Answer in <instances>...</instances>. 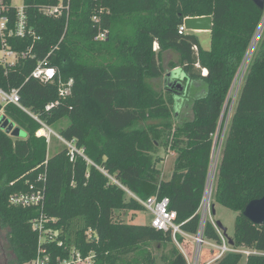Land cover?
<instances>
[{"label": "trees", "instance_id": "1", "mask_svg": "<svg viewBox=\"0 0 264 264\" xmlns=\"http://www.w3.org/2000/svg\"><path fill=\"white\" fill-rule=\"evenodd\" d=\"M63 2L69 11L64 7L61 16H49L43 9L59 0H24L29 26L41 41L34 57L12 68L0 66V87L20 89L22 106L48 126L68 118L60 136L82 152L73 161L66 147L49 156L47 140L36 136L40 122L16 105L0 104V116L27 134L14 139L0 129V226L9 229L11 264H27L39 251L49 254L52 264L74 252L83 259L92 256L91 264H106L152 243L164 248L163 264H188L171 231L113 217L118 211H145L134 196L167 198L176 224L197 234L214 137L264 10L251 0ZM200 17L213 18L209 50L195 32L179 33L184 20ZM100 34L104 40L97 39ZM32 44L30 38L10 39L19 53ZM56 46L52 65L65 82L74 80L65 98L57 81L29 79ZM169 51L179 55L171 69L185 76L178 82L166 76L158 91L149 80L165 76L162 60ZM251 57L218 157L212 199L237 213L235 246L264 254V225L243 214L252 200L264 197V29ZM161 148L176 155L168 181L159 168ZM37 192L43 196L38 205L10 202L13 195ZM40 221L47 232L41 241L35 228ZM205 239L220 242L210 222ZM242 258L229 254L217 264H239ZM246 264H264V255H250Z\"/></svg>", "mask_w": 264, "mask_h": 264}, {"label": "built area", "instance_id": "2", "mask_svg": "<svg viewBox=\"0 0 264 264\" xmlns=\"http://www.w3.org/2000/svg\"><path fill=\"white\" fill-rule=\"evenodd\" d=\"M64 0H59V5L49 8H44L43 12L49 16H61L63 14L64 7L66 11H69V5L64 6ZM70 4V0H68ZM14 12V14H13ZM186 32H191L187 30L185 26V20L183 24L179 27V33L185 34ZM105 34H100L97 39L104 40ZM19 38V39H32L33 44L28 48L26 52H17L10 45V39ZM41 41V37L36 34L35 30L29 26L27 14L25 7L16 8L12 4V0H0V66L8 69L16 66L19 60H26L29 57H34V49L37 42ZM197 49V48H196ZM59 50V47H54L49 54L44 58L38 61L35 69L32 71L29 79H35L42 83L49 82H58L59 94L60 97L65 98L72 94V89L74 87V80L70 79L65 82L59 75L58 69L52 65L51 56ZM51 73V74H49ZM28 79V80H29ZM0 104L3 107H6L9 104L16 105L21 108L29 115L34 117L37 121L40 122L41 128L36 132L37 137H43L50 143L51 137L54 132L50 129V126L41 122L37 117L32 115L28 110H26L21 104L20 89L13 88L10 91H6L0 87ZM59 103H53L47 106V110H51ZM60 141H62L66 148L69 151L71 161L74 160L77 153L82 154L76 148L75 141H66L64 138L58 135ZM213 180L214 177L209 173L207 186L205 189L204 197L198 214L200 216V225L199 230L196 235H190L182 230V225H177L176 214L169 210V199L163 198L159 200L158 197L154 196L149 198L146 201L139 199L138 197L134 198L139 201L147 211L152 214L151 226L164 231L172 232L173 240L179 249L185 255L188 264H213L221 261L225 256L229 254H240L242 256L250 255H264L263 253L254 251L252 249H245L244 247H236L235 244H230L229 236L225 235L223 230L217 226V222L213 219V210L214 206L212 204V191H213ZM43 196L40 192L25 194L20 193L13 195L10 198V202L16 206H35L40 204ZM213 225L215 231L217 232L220 242L207 240L205 239V230L206 225L209 222ZM35 228L40 232V241L46 236L47 232L44 228L43 223L40 221L35 223ZM181 236L184 240L179 242L178 237ZM51 237V236H50ZM193 239L197 248L191 259L188 257L186 249H184V243H187L186 239ZM204 245L208 246L209 249L204 251ZM207 252L208 259L206 262H202L203 253ZM93 257L90 256L86 259H83L80 253L74 252L70 258L59 260L60 264H91ZM27 264H52V259L49 254L39 251L37 257L30 261Z\"/></svg>", "mask_w": 264, "mask_h": 264}, {"label": "rangeland", "instance_id": "3", "mask_svg": "<svg viewBox=\"0 0 264 264\" xmlns=\"http://www.w3.org/2000/svg\"><path fill=\"white\" fill-rule=\"evenodd\" d=\"M12 4L16 8H21L24 5V0H12ZM262 23L263 21L261 22V25ZM262 31H261V34H262ZM195 34L199 37L202 47L205 50H209L211 46L210 32H195ZM251 47L252 46H250L249 48L250 50H251ZM155 49H158L157 45H155ZM249 52H247L245 59L243 61V64L241 68L239 69L237 75L235 76V79L233 80V84L231 86V89L227 97V102L225 103V106H224V111H223V116H222L223 118L221 119L219 130L217 131L214 137L215 146H214L213 158H212L211 167H210V173H211V176L214 177V179H215V174L218 169L217 167L218 160H219L218 157L220 156L221 151H222V145H223L226 133H227L233 107L238 97V93H239V90L242 84V80L246 74L247 68L250 63V61L246 62L247 55L249 54ZM178 62H179L178 54L172 51L166 52L162 60V65L165 70V74H164L165 76L159 79H151L149 80V84L155 89H157L158 91L164 90L166 75L174 71V69L173 70L171 69V65L178 64ZM205 73L206 72H204V74ZM197 93H199V91ZM179 122H181V120H175V124ZM69 124H70L69 119L65 118L61 120L60 122H58L57 124L50 126V129L54 132V134L51 137L50 143H48L49 156L52 157L56 155L57 153H59L66 147L65 144L62 141H60V139L58 138V135L60 136L61 131L67 128ZM12 137L14 139H19V138L25 139L27 137V134L25 132V136L15 137L12 135ZM159 156L164 159L163 163L159 165V168L162 170V178L165 181H168L174 170L176 155L172 151H166V149L161 148L159 152ZM213 183H214V180H213ZM211 202L216 211V214L213 219L216 222L220 221L223 224V226L227 229V235L229 236V238H232L235 232V219H236L237 213L215 203L213 199ZM113 219L114 221H117V222L147 226V225H151L152 214L147 210L142 211V212L118 211L114 214ZM208 221L210 222V219H208ZM8 237H9V229H5L0 226V264H11V262L14 260V257H15L12 250L10 249ZM186 241L187 243L183 244L185 247L184 249H186L188 253V257L189 259H191L195 253L197 244L193 239H186ZM204 249H205L204 251H206L209 249V247L204 245ZM164 252L165 251L162 245L154 244V243L147 244V245L141 246L138 249L132 251L128 255L122 256L116 262H107L106 264H149L151 260H155L158 264H163L161 260V256ZM206 255L207 254L205 253L203 255L204 258L201 259L203 263L206 262V259L208 258V256L205 257ZM246 258H247L246 256H243L239 264H246ZM213 264H217V263H213Z\"/></svg>", "mask_w": 264, "mask_h": 264}, {"label": "water", "instance_id": "4", "mask_svg": "<svg viewBox=\"0 0 264 264\" xmlns=\"http://www.w3.org/2000/svg\"><path fill=\"white\" fill-rule=\"evenodd\" d=\"M257 7L264 10V0H251ZM185 26L187 30L191 32H211L213 29V18L212 17H200V18H187L185 20ZM184 74L181 69H176L167 75L168 81L178 82L184 78ZM0 129L5 131L9 135L15 137L25 136V132L16 126L5 115L0 116ZM215 208L213 210V215L215 216ZM244 216L248 218L255 225H264V197L261 199L252 200L246 207L244 211ZM217 226L223 230L227 236V229L223 226L220 221H217ZM230 244L234 245L233 239L230 238Z\"/></svg>", "mask_w": 264, "mask_h": 264}, {"label": "bare ground", "instance_id": "5", "mask_svg": "<svg viewBox=\"0 0 264 264\" xmlns=\"http://www.w3.org/2000/svg\"><path fill=\"white\" fill-rule=\"evenodd\" d=\"M263 28H264V20H263L262 25H261L260 28H259L258 33L256 34V36H255V38H254V40H253V43H252V45H251L252 47H251V50H250L249 54L247 55L246 62H247V61H250L251 56H252V54H253V51H254V49H255V46H256V44H257V40H258V38H259V36H260L261 31L263 30Z\"/></svg>", "mask_w": 264, "mask_h": 264}, {"label": "crops", "instance_id": "6", "mask_svg": "<svg viewBox=\"0 0 264 264\" xmlns=\"http://www.w3.org/2000/svg\"><path fill=\"white\" fill-rule=\"evenodd\" d=\"M176 69H178V68H176ZM166 76H167V75H166ZM165 79H166V78H165ZM205 253L207 254V252H205ZM205 253H203V255H204ZM207 256H208V255H206L205 257H207ZM202 257H203V256H202ZM203 258H204V257H203ZM207 259H208V258H207ZM207 259H206V260H207Z\"/></svg>", "mask_w": 264, "mask_h": 264}, {"label": "snow or ice", "instance_id": "7", "mask_svg": "<svg viewBox=\"0 0 264 264\" xmlns=\"http://www.w3.org/2000/svg\"><path fill=\"white\" fill-rule=\"evenodd\" d=\"M49 74H51V73H49Z\"/></svg>", "mask_w": 264, "mask_h": 264}]
</instances>
